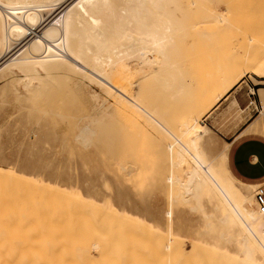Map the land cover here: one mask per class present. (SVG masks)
I'll use <instances>...</instances> for the list:
<instances>
[{
  "label": "bare ground",
  "instance_id": "6f19581e",
  "mask_svg": "<svg viewBox=\"0 0 264 264\" xmlns=\"http://www.w3.org/2000/svg\"><path fill=\"white\" fill-rule=\"evenodd\" d=\"M229 1L0 0V81L21 112L42 113L21 134L27 161L0 160V264H264L258 184L231 174L229 144L215 155L200 147L212 132L202 120L217 119L226 99L217 117L233 110L239 120L245 109L231 90L247 72L264 76L260 39L232 22ZM223 39L239 53L234 46L228 61L207 65L204 84L192 87L198 64L185 54L198 44L215 51ZM248 133L264 136L257 117ZM145 144L162 164L166 208L162 221L147 209L139 224L126 189ZM180 209L204 219L206 256L178 258Z\"/></svg>",
  "mask_w": 264,
  "mask_h": 264
},
{
  "label": "rangeland",
  "instance_id": "374dc122",
  "mask_svg": "<svg viewBox=\"0 0 264 264\" xmlns=\"http://www.w3.org/2000/svg\"><path fill=\"white\" fill-rule=\"evenodd\" d=\"M228 3L230 8L233 9L232 14L234 15L231 14V16H233L232 22L243 25L244 30L247 32L249 36L256 34L257 40L258 39L260 40L257 45L258 49L256 50L255 48L256 51L255 54H258V56L260 57L264 56V53H261L262 51H264V0H231ZM229 32L230 31L228 30V32L224 33V35L226 36L227 40L230 41ZM245 36L246 34L245 35L244 33L241 34L240 35L241 40L244 41ZM219 37L222 39L223 34H221ZM223 40H225V43L223 42L224 45L221 43V48L218 47V49L215 51H208L207 47L203 46L202 44H198L193 50H191L193 56L192 54H190V52L188 53V55L190 56H187V54H185L186 64H189L191 60L193 61L194 64L196 60L198 67L200 68L199 69L196 66V63L194 64V68H193L194 73L192 75L194 81L193 83H191L192 87L196 88L197 86L200 87L201 84L202 85L204 84V82L206 81V76L203 75L202 77V74L205 73L207 68H209L208 67L209 64H211L213 61L221 60V59H222L221 60L222 63L228 61L229 57L227 55L233 51L232 48H234V46L235 48L238 49L237 52L239 53L240 47L236 42L234 41L229 42L226 39ZM206 55L208 56L210 55V56L206 58ZM221 55L222 57L220 58ZM200 66L201 67L206 66L205 70ZM195 67H197V69H195ZM199 70H200V74L198 72ZM201 79L204 80L203 83L200 82ZM250 88L254 89V91H257L258 88H264V76L258 77L252 74L251 72H247L243 76V78L238 82V84L235 86L232 94H234L237 97L240 106L242 108H245V110L241 113V118L239 120H233V114L235 113L233 112V110L232 112H226V113L223 112L225 114L221 118L217 117V114H219L222 111L221 109H224L226 107L228 103V99L222 100L215 109V112L212 114L213 117H216L217 119H213L212 117H210L206 120H202L203 123L208 125L212 130L211 134L204 137L200 142V147L204 151V153L208 155H215L209 153L208 150L212 151V148L217 149L218 145L223 144V142L232 141V139L237 134L236 131L239 130L241 127L245 126L246 124H248L250 121L254 120L257 117V115H258L257 122H260V124L264 127V114L263 115L261 114V111L264 110V107H262L260 110L258 95L256 93H250ZM2 90L4 91L3 93ZM10 91L12 92V90L10 89V84H4L3 82L0 81V160L3 161L6 159L10 162L19 163L21 161H27L25 156V148H24V144H27V141L24 142L21 141L22 131L30 127L31 123L29 122V120L31 121L34 115H41L42 113L36 111L30 112V110L29 112L28 110L26 112V109L28 107L27 108L22 107L26 109L25 111L21 112L23 109H21V107H18L19 106L18 103L14 101V94L13 92L11 93ZM251 99L252 100L254 99L253 100L254 102L249 103ZM30 102L31 101H29V103ZM19 109H21L20 112H17ZM55 119L60 120L58 117H55ZM46 125L45 126L43 125V128L45 130L48 129ZM60 125L66 127L64 123H60ZM42 137L45 139L46 136H42ZM48 137H46L45 140H48ZM244 139L245 137L238 138L232 144V146L230 147L229 155L233 146ZM50 142L51 140L49 139V143ZM22 145L23 147H21ZM155 149L156 146H151L150 144L139 145L137 147L136 159H135L136 162L134 163L135 170L129 176V180H130L129 188L126 189L127 192L130 194V201L133 207L130 215L139 217V220L137 222L139 224L145 223L143 218L145 217L144 214H147V209L150 213L152 212L155 214L157 220L162 221L163 212L166 208V195L159 177L160 174H162L161 173L162 164L160 160L156 159V161L153 160L154 162H152L150 158V155ZM75 160L73 159V163H75L74 166L76 167L80 166L79 169L78 167L77 168L75 167L76 169H78L76 175L79 174L78 177L81 179V173H82L81 163L79 158ZM60 161L65 166L63 167L62 165V169H64L65 173L68 171V169H69L68 173H71L72 175L73 173H76V169L72 167L75 170V172L74 170L71 169V164L73 166V163H71L70 168H68L69 166H67L68 162L66 160H60ZM131 161L134 162L133 155L131 156ZM112 173L113 172L111 171H107L106 181L109 179L110 184L112 186V187L110 186L111 187L110 190L113 189L114 191L113 190L112 191L115 192L116 190L114 188L115 184L114 181L112 180L114 174L112 175ZM262 181H264V178L257 181V183ZM135 190L137 193L133 195L134 194L133 192ZM254 192L255 189L251 191V196L253 197V200H254ZM134 202L137 203L138 208L134 207ZM186 218H188L189 221ZM195 218H196L195 214H189L188 212L183 211L181 209L175 210L174 212V223L172 230L176 235V243L178 249L177 256L181 260H185L188 256H192V257L206 256V249L209 250L211 248L210 247L211 245L209 246L207 243H205L206 240L205 237L199 234V230H202L204 228V225H202L204 224L202 223L204 222V219L201 218L196 220ZM212 232H211L212 234L211 236L215 237L214 233ZM228 247L229 250L231 251L234 250L232 246L228 245Z\"/></svg>",
  "mask_w": 264,
  "mask_h": 264
},
{
  "label": "crops",
  "instance_id": "0c3cea01",
  "mask_svg": "<svg viewBox=\"0 0 264 264\" xmlns=\"http://www.w3.org/2000/svg\"><path fill=\"white\" fill-rule=\"evenodd\" d=\"M251 89L252 88H250V90ZM261 90H264V88H258L257 91H254L253 89V93H256L258 95V102H259L260 110L262 108V103L260 100ZM233 91H234V88L231 90L230 94L235 98L238 106L242 108L239 104L237 97L234 94H232ZM251 100L249 101V103H251ZM253 121L254 120L250 121L248 124H246L245 126L241 127L239 130H237L236 131L237 134L232 139V141L223 142V144L218 145L217 149L212 148V151L208 150V152L211 154H217L219 151L222 150L225 143L229 144L231 147L232 144L238 138L245 137L244 140H241L240 142H238L236 145L233 146V148L231 149L230 155H229V151H230V147H229L228 155H227V167L235 178L247 184H259L260 182L257 183V181L264 178V140H263L264 137L257 135V134H252V133L242 135L243 131L247 127H249Z\"/></svg>",
  "mask_w": 264,
  "mask_h": 264
},
{
  "label": "built area",
  "instance_id": "2783aa9c",
  "mask_svg": "<svg viewBox=\"0 0 264 264\" xmlns=\"http://www.w3.org/2000/svg\"><path fill=\"white\" fill-rule=\"evenodd\" d=\"M254 199L260 211L264 212V181L260 182L254 192Z\"/></svg>",
  "mask_w": 264,
  "mask_h": 264
}]
</instances>
